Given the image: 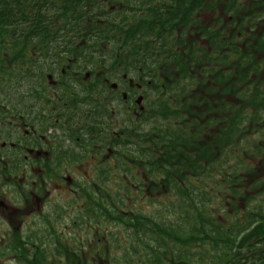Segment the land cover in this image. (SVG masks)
<instances>
[{
  "label": "flooded vegetation",
  "instance_id": "flooded-vegetation-1",
  "mask_svg": "<svg viewBox=\"0 0 264 264\" xmlns=\"http://www.w3.org/2000/svg\"><path fill=\"white\" fill-rule=\"evenodd\" d=\"M204 7L205 4L201 12L195 14L196 17L202 22V16L211 17L217 13L212 25L214 28L222 25L225 28L224 33L226 32L229 37L227 34L231 21V16L227 12L229 8L221 5L220 12H217L215 11V8L219 7L217 3H208L206 10ZM144 13L145 11L141 9L135 10L119 3L117 7L110 6L107 14L116 18L114 23L118 24L121 19L131 17L133 20L135 16H144ZM122 22H126L124 27L129 35H133L139 27L130 21ZM35 28L34 26L33 29ZM196 29L197 27L194 28ZM180 31L173 30L177 38L180 37L178 34ZM117 32L115 38L123 45L114 43L107 47V50L111 51V58H107L109 52L97 49L89 51L90 55L86 52L80 55L81 51H78V56L57 49L47 51L46 45L39 43L37 30L23 40L19 38L20 49L15 39H9V43L0 42V221L9 227L18 222L17 226L11 227L14 238L16 237L15 241L13 239L7 244L9 251L16 249L17 253L11 254L16 264L209 262L207 258L159 259L153 250H149L154 256L152 259L118 260L113 254L108 257L111 249L108 244L103 243L78 245L38 242L33 238L17 241L20 237L19 227L22 224L18 216L21 214L47 216L48 224L52 228V223H55L53 219L60 217L61 210L49 199L50 194L70 192L73 182H89L88 179L81 181L73 179L72 175L66 172L78 169L75 162L79 158L91 161V158L100 157L105 149L110 152L106 147L115 145L114 140L124 134V125L131 126L133 130L135 118L140 115V108H143L142 112L150 108L147 99L151 91L158 86L156 75L164 71L162 66H159L157 58L159 52L155 53L157 57H151L152 53L141 50V56L153 62H147L148 64L139 67L137 76H132L135 72H130L129 69L134 63L135 51L132 50V43L124 44V33L119 30ZM198 36L195 33V37ZM190 37L192 34L187 33L188 42ZM28 43L29 48L22 50L21 48ZM84 43L85 40L74 47L80 50ZM129 80H132V83H129ZM139 97L140 103L137 104L136 100ZM126 113L129 116L120 121L119 115L124 116ZM118 129L119 132L116 131ZM90 167L97 169L99 166ZM82 168L88 167L84 165ZM93 181L98 180L94 178ZM2 182H8L11 188L27 194L23 200L15 197L16 204L13 205L4 195L6 192L1 190V187L7 186ZM26 182H30L31 187L25 191L23 185L28 186ZM82 190L86 197L87 190ZM64 200L70 202L69 198ZM101 202L102 198L95 201V211H90L91 209L87 210L85 201L78 210L79 215L94 212L97 217L102 211ZM105 211L111 214L108 209ZM250 230L249 228L241 231L239 241L247 237ZM37 234V227H34L31 236ZM257 240H250L249 244H244L241 249H237V244L232 245L229 242L207 243L206 247L211 255L209 259L213 260L214 264H235L237 261L233 256L240 253L246 258L239 261L241 262L239 264H264L260 257V255L263 257L261 250L264 244L257 243ZM165 243L162 239L159 245L164 248ZM234 245L236 246L233 250H230ZM146 247L148 249L149 245ZM1 249L3 248H0V251ZM77 251L79 254L76 258ZM103 254L110 259H104Z\"/></svg>",
  "mask_w": 264,
  "mask_h": 264
},
{
  "label": "trees",
  "instance_id": "trees-1",
  "mask_svg": "<svg viewBox=\"0 0 264 264\" xmlns=\"http://www.w3.org/2000/svg\"><path fill=\"white\" fill-rule=\"evenodd\" d=\"M111 1L130 6L135 10L145 11L144 16H135L131 21L129 19L130 22L139 25L133 35H129L125 29L126 22H122L128 21V18L121 19L118 24L114 23L116 18L103 11L105 9L103 0H0V42L9 43V39H15L20 49L19 38L23 40L37 30L39 43L45 44L47 51L56 49L69 51L75 56H78V51H81L80 55H83V52L90 55L89 51L102 50L103 45L109 46L114 43L123 45L119 39L115 38L119 30L124 33V44L131 42L134 46L135 58L130 66L134 72L138 71L135 67L141 65L143 67L148 61L139 52L144 50L158 51L163 56V62H175L179 68L183 69V72L196 75L195 83L204 88L208 86L213 93L210 98H201V105H198L194 95L184 97L183 93L181 97L185 100L184 104L189 102L188 111L181 107V112H168L169 116L174 118V125L170 127L166 120L163 123V117L167 116V107L163 108L164 103H161L157 109H152L151 122L146 129L145 124L141 126L135 124L133 130L131 126L125 125L123 138L119 137L114 140V143L115 146L123 149L119 156L120 161L123 162L129 160L130 154L126 149L131 143L136 153L144 159H137L136 156L132 161L144 171L145 167H149V173L160 172L158 174L160 180L153 181L158 191H176L189 197V203L197 209L199 215L203 216L197 208L196 200L191 196L193 191L189 188L191 187L189 177L214 179L216 173L220 174V168L213 158L222 159L221 155L224 154L226 147L236 146L237 140L239 141L238 131L236 132L237 121L240 111L243 113V110L235 108L234 104V101L238 100L235 84L231 80L235 78V74L241 75L240 83L245 82L246 89L251 88L246 91L243 101L245 98L248 104L250 100L255 101L258 97H262L260 105L264 106V92L262 93L261 89L257 91L258 83L264 80L259 73L264 71V33L261 34L262 32L259 31L262 28L257 26L258 22L260 26H264V21L261 20L262 17L264 18V0H253L252 2L221 0L226 8H229L227 12L231 16L229 37L223 33L224 27L218 29L201 26L200 18L195 15L201 12L204 4L206 7L208 3L214 4L218 0ZM34 26L35 29H33ZM195 27H197L196 30H194ZM174 29L181 30L178 33L179 38L173 33ZM187 33H197L199 35L197 38L200 37L206 47H199L193 40L185 45L184 39H181L178 44L181 49L179 51L173 49V53L170 52L169 40L172 37L180 39L181 35L187 36ZM238 38L242 40V43L238 42L239 46L233 48V43ZM83 40L85 43L80 50L74 47ZM29 46L30 43L21 49L25 50ZM231 49L236 51L234 54L246 59L248 64L246 68L240 67L238 62L233 61ZM227 55L232 58L231 62L225 61ZM259 61H262L261 68ZM208 66H210L209 69ZM205 75H210L209 79ZM207 81H209L208 85H206ZM199 91L202 90L199 89ZM201 95L198 94L196 97L200 98ZM242 107H246L244 102ZM196 108L199 109L198 112ZM255 112L259 111L255 110ZM255 112L253 120L257 118ZM185 113L190 119L187 123H181L179 117ZM155 117L158 118L159 123L153 121ZM170 117H167V120H172L169 119ZM246 117L244 116V119ZM249 117H251L250 114ZM143 118L145 120L147 116L143 115ZM122 140L126 142L121 143ZM144 149L147 152H143ZM162 168L165 170L162 171ZM224 172V178H229L228 169L224 168ZM234 173L235 176L232 175L231 178L237 186L238 182L235 183V181L240 176L238 172ZM154 183H150L151 186H154ZM238 186L240 190H232L235 194H239L243 188L242 183ZM253 218L247 226L238 228L235 232L228 231L230 240L226 239L221 242L237 244V249H241L244 244H249L250 240L254 239H258L257 243L264 244V222L257 223L260 220L264 221V218L256 214H253ZM254 223L257 224L252 226ZM207 225L219 228L211 222H207ZM249 228L251 229L250 234L239 241V233ZM212 234L214 239L209 242H214L216 237L220 236L216 232ZM208 235L209 233H206L205 238ZM230 250H233V247ZM261 253L263 254V257L260 255L261 261H264V248ZM233 257L237 261L235 264L241 263L239 261L246 258L240 253H236Z\"/></svg>",
  "mask_w": 264,
  "mask_h": 264
},
{
  "label": "rangeland",
  "instance_id": "rangeland-1",
  "mask_svg": "<svg viewBox=\"0 0 264 264\" xmlns=\"http://www.w3.org/2000/svg\"><path fill=\"white\" fill-rule=\"evenodd\" d=\"M243 1L252 2L253 0ZM103 2L105 4L103 11L106 14L110 6H118V2L113 3L111 0ZM215 3L219 4L215 11L220 12L221 5L225 4L221 0ZM216 16L217 13H214L211 17L205 15L201 17V20L206 26L213 27L212 22ZM261 20L264 21V18L262 17ZM257 26L262 28L259 32L263 34L264 26H260L259 22ZM228 34L230 35V32ZM238 42L242 43V40L240 38L236 39L233 48L239 46ZM197 45L206 47L202 41H197ZM103 50L109 52L107 58L112 57L111 51L107 50L106 45H103ZM104 51H102L103 56ZM230 52L233 53V61L238 62L240 67H247L248 64L244 57L234 54L236 52L234 49H231ZM231 59L227 55L225 61L231 62ZM261 62L259 61L260 68ZM166 64L167 66H162L164 72L156 76L158 80L157 88L151 91L150 98L147 99L150 108L144 111L145 116H147L145 129L151 122L148 117L151 115L153 107L157 109L159 104L164 103L163 108L167 107V116L163 117V123L166 120V122H169L170 127L174 125V118H171L168 112H181V107L186 108L188 111L189 102L184 104L185 100L181 97L183 93L184 97L194 95L198 105H201V98H210L213 95L208 86L204 88L195 83L196 75L183 72V69L179 68L174 62L172 64L166 62ZM209 68L210 66H208ZM259 73L264 78V71ZM210 75H205V77L207 76L209 79ZM240 78L241 75L235 74V78L231 79L235 84L238 99L234 101L235 108L243 110V113L240 111L237 121L238 129L236 132L238 131L237 139L239 141L237 140L236 146L226 147L224 154L221 155L222 159L213 158L220 168V174L216 173L214 179L189 177L191 184L189 188L193 191L191 196L196 200L197 208L200 213H203V216L199 215L197 209L189 203V197H185L176 191H158L153 181L160 180L158 175L160 172L153 171L149 173V167H145V171L143 168H139L132 159L136 156L137 159H144L136 153L131 143L126 149L130 154L127 162L120 161L119 158L120 151L123 149L111 144V146L106 147L110 149V152L105 149L100 157L95 159L90 157L91 161L79 158L75 162L78 164V169L66 172L71 174L73 179L78 181L88 179L89 182H73L70 192L50 194L49 199L61 210L60 217L53 219L55 223H52V228L48 224L47 216H26L24 214L18 216L22 224L19 227L20 237L17 238V241L33 238L38 242H64L78 245L103 243L108 244L111 249L108 252V257L113 254L115 259L120 260L152 259L154 256L149 250L156 252L160 240L165 239L170 251L168 254H160L159 259L173 258V256L184 260L207 258L209 261L207 264H214V261L209 259L211 255L208 247H206L207 243L214 239L213 232L220 235L216 237L213 243L226 239L230 240L228 229L235 232L238 228L247 226L249 221L252 220L253 214L264 218V106L261 107L260 105L262 97H258L255 101L250 100L248 104L245 98L243 101L246 91L251 88L246 89L245 82L241 84ZM199 83H202V81H199ZM208 84L209 81L206 82V85ZM257 88V91L261 89V92H264V80L258 83ZM199 89L202 91H199ZM198 94H202L200 98L196 97ZM243 102L246 107H242ZM196 110L199 111L197 108ZM255 110L259 112H255ZM254 112L257 118L253 120ZM126 114L124 116L119 115L120 121L129 116V114ZM249 114L251 117H249ZM244 116L247 117L244 119ZM167 117L172 120H167ZM189 119L186 113L179 117L181 123H187ZM153 121L159 123L156 117ZM116 131L119 132V129ZM233 137L235 138V134H233ZM124 142L126 141L124 140ZM143 152H147V150L144 149ZM81 165L88 168L83 169ZM95 165L99 167L97 169L90 167ZM224 168L230 172L227 179L224 178ZM164 170L162 168V171ZM234 172H238L240 176L239 181L237 179L235 181V183L238 182L237 186L234 185L231 178L232 175L235 176ZM94 178L98 181L94 182ZM149 182L154 183V186H151ZM2 183L3 185L7 184L6 187H1V190L6 192L4 195L11 200L13 205L16 204L14 202L15 197L23 200V197L27 194L25 192L21 193V190L17 191L11 188L8 182ZM240 183H242L243 188L239 194H235L232 190H240L238 186ZM26 184L28 186L23 185L25 191L31 187L30 182H26ZM79 186L87 190L86 197H84V192ZM144 186L147 188L145 189ZM80 197L82 198L80 199ZM64 198H69L70 202L64 200ZM100 198H102V211L97 217L94 212L79 215L78 210L84 205L85 201H87V210L95 211V201ZM106 209L111 211L110 215L106 213ZM147 219H150L152 227L162 225L165 235L154 239L152 234H155L156 230L151 228ZM138 220L139 225L136 224ZM207 222H211L219 228H212L207 225ZM262 222L264 221L260 220L257 223ZM17 224L18 222H14L11 227L17 226ZM11 227L0 221V248H3L0 251V264H16L11 255L17 253L16 249L13 247L11 251L7 249L8 242L16 239ZM34 227H37L38 238L37 236H31ZM129 229L132 230V233L128 232ZM173 230H178V235L174 238L168 237L166 233ZM206 233H209V235L205 238ZM146 245H149L148 249L145 248ZM78 254L79 251L76 252V258ZM108 257L103 254L104 259H110ZM71 259L73 258L71 257Z\"/></svg>",
  "mask_w": 264,
  "mask_h": 264
},
{
  "label": "water",
  "instance_id": "water-1",
  "mask_svg": "<svg viewBox=\"0 0 264 264\" xmlns=\"http://www.w3.org/2000/svg\"><path fill=\"white\" fill-rule=\"evenodd\" d=\"M137 103H139L140 102V100L138 99V101H136Z\"/></svg>",
  "mask_w": 264,
  "mask_h": 264
}]
</instances>
